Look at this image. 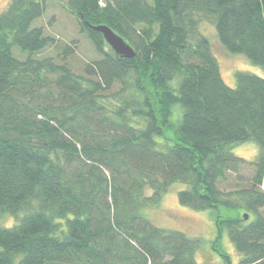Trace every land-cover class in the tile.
<instances>
[{"label": "trees", "instance_id": "1", "mask_svg": "<svg viewBox=\"0 0 264 264\" xmlns=\"http://www.w3.org/2000/svg\"><path fill=\"white\" fill-rule=\"evenodd\" d=\"M64 6L101 54L82 72L68 61L75 40L57 44L33 26L45 0L0 12V218L23 212L0 228V264H202L191 237L143 213L176 185L182 205L234 210L217 224L243 255L237 264H264V77L241 70L231 86L210 41H190V28L212 20L227 52L264 68V0ZM99 24L136 56L115 53ZM52 46L57 58L35 56ZM246 141L260 146L253 175L225 192L219 182L243 161L232 145Z\"/></svg>", "mask_w": 264, "mask_h": 264}, {"label": "rangeland", "instance_id": "2", "mask_svg": "<svg viewBox=\"0 0 264 264\" xmlns=\"http://www.w3.org/2000/svg\"><path fill=\"white\" fill-rule=\"evenodd\" d=\"M68 0H45L46 11L33 22V26H43L45 32L54 36L57 44L77 42L73 56L68 61L73 70L82 72L87 62L101 58L94 44L86 33L81 30L79 18L75 13L65 8ZM152 3V0H148ZM10 0H0V12L4 11ZM206 37L219 60L222 74L226 82L236 86V73L241 70L253 72L264 77V68L253 64L243 54L227 52L220 44L215 23L204 19L190 28V41L196 43L199 38ZM107 49H110L107 46ZM57 46L46 48L35 56H55L57 58ZM15 57L24 60L28 52L22 51L18 46H13ZM233 152L242 157L243 161L238 164L237 171L231 170L226 179L219 182V187L225 192H233L248 185L249 179L254 172V166L250 161L255 160L260 153V146L254 141L234 143ZM180 186H172L166 191L157 204L144 207L143 213L154 225L168 229L180 230L194 240L197 249L195 257L202 264H221L225 261L220 252L227 253L234 263L242 258V254L232 241L229 231L218 229V214L222 216L234 215L235 211L220 207L207 210H195L189 206L182 205L178 199ZM264 191V184L261 186ZM151 194V193H150ZM233 196V195H232ZM23 212L18 216L6 213L0 218V228L11 227L21 220Z\"/></svg>", "mask_w": 264, "mask_h": 264}, {"label": "water", "instance_id": "3", "mask_svg": "<svg viewBox=\"0 0 264 264\" xmlns=\"http://www.w3.org/2000/svg\"><path fill=\"white\" fill-rule=\"evenodd\" d=\"M96 31L102 33L105 41L118 55L132 58L135 57L137 52L134 47L128 43L121 35L115 32L110 26L106 24L91 25Z\"/></svg>", "mask_w": 264, "mask_h": 264}, {"label": "crops", "instance_id": "4", "mask_svg": "<svg viewBox=\"0 0 264 264\" xmlns=\"http://www.w3.org/2000/svg\"><path fill=\"white\" fill-rule=\"evenodd\" d=\"M242 259H243V255H242V258H240V260H236L234 263L237 264V263H239Z\"/></svg>", "mask_w": 264, "mask_h": 264}, {"label": "built area", "instance_id": "5", "mask_svg": "<svg viewBox=\"0 0 264 264\" xmlns=\"http://www.w3.org/2000/svg\"><path fill=\"white\" fill-rule=\"evenodd\" d=\"M102 3V2H101Z\"/></svg>", "mask_w": 264, "mask_h": 264}]
</instances>
